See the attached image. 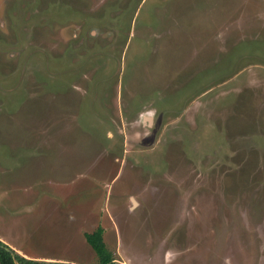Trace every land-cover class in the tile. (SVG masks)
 Wrapping results in <instances>:
<instances>
[{
  "label": "rangeland",
  "instance_id": "1",
  "mask_svg": "<svg viewBox=\"0 0 264 264\" xmlns=\"http://www.w3.org/2000/svg\"><path fill=\"white\" fill-rule=\"evenodd\" d=\"M98 225L121 264H264V0H0V240L96 264Z\"/></svg>",
  "mask_w": 264,
  "mask_h": 264
},
{
  "label": "trees",
  "instance_id": "2",
  "mask_svg": "<svg viewBox=\"0 0 264 264\" xmlns=\"http://www.w3.org/2000/svg\"><path fill=\"white\" fill-rule=\"evenodd\" d=\"M85 239L97 256L96 264H121L115 260L103 239V227L98 225L84 233ZM0 264H75L69 261L34 259L26 257L0 240Z\"/></svg>",
  "mask_w": 264,
  "mask_h": 264
},
{
  "label": "water",
  "instance_id": "3",
  "mask_svg": "<svg viewBox=\"0 0 264 264\" xmlns=\"http://www.w3.org/2000/svg\"><path fill=\"white\" fill-rule=\"evenodd\" d=\"M147 118H149V116H147Z\"/></svg>",
  "mask_w": 264,
  "mask_h": 264
}]
</instances>
